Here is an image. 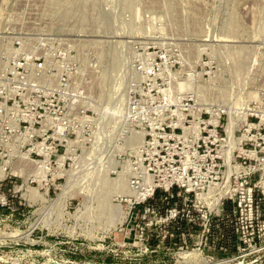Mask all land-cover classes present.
<instances>
[{"label":"rangeland","instance_id":"rangeland-1","mask_svg":"<svg viewBox=\"0 0 264 264\" xmlns=\"http://www.w3.org/2000/svg\"><path fill=\"white\" fill-rule=\"evenodd\" d=\"M263 35L264 0H0V191L13 208L0 209L2 261L172 264L119 240L138 233L120 226L117 200L137 195L120 166L164 128L169 147L227 152L238 181L258 185ZM118 127L145 132L125 144ZM103 236L121 253L90 250Z\"/></svg>","mask_w":264,"mask_h":264},{"label":"built area","instance_id":"built-area-1","mask_svg":"<svg viewBox=\"0 0 264 264\" xmlns=\"http://www.w3.org/2000/svg\"><path fill=\"white\" fill-rule=\"evenodd\" d=\"M258 50L264 51V46ZM17 59L9 57V62L19 68L14 61ZM9 69L4 77L13 75L14 68ZM189 130L183 132L190 136ZM133 131L137 129L118 127L115 140L126 144L127 138L135 133ZM172 139L164 128L145 132L137 156L126 159L128 164L124 172L128 174L129 187L137 195L120 196L117 200L127 205L120 226L132 222L138 233L121 235L117 239L122 243L126 239H130L132 245L136 243L133 258H154L163 250L162 255L172 259V264H264V186L260 181L253 186L245 179L243 183L238 181L234 166L229 159L228 164L226 162L227 152L199 153L200 144L197 143L195 148L181 153L168 146ZM224 162L229 174L223 189L226 176L225 169L221 168ZM33 170L31 168L33 176L37 177L38 173ZM26 200L32 204L37 202ZM1 208L13 210L0 191ZM57 208L53 205V210ZM5 228L10 226L7 224ZM10 236L16 238L18 235L10 232ZM62 238L65 239H60V244L77 240L72 235ZM85 238L82 239L92 241ZM105 238H96L100 247L92 246L90 250L105 256L110 252L120 254L121 250L116 252L104 244ZM0 264L8 262L0 258Z\"/></svg>","mask_w":264,"mask_h":264},{"label":"bare ground","instance_id":"bare-ground-1","mask_svg":"<svg viewBox=\"0 0 264 264\" xmlns=\"http://www.w3.org/2000/svg\"><path fill=\"white\" fill-rule=\"evenodd\" d=\"M140 132H145V130H139ZM138 130L137 131H133V132H139ZM134 134H132L131 136H129L127 139H129L130 137H132ZM228 159H229V155H228V157L226 158V162H227V164H228ZM31 161H34V160H32V159H30ZM35 162V161H34ZM127 164H128V162H125L124 163V165H122V166H120V171L122 172V171H124V170H126V168H127ZM124 167V168H123ZM120 171H116V172H120ZM36 173V172H35ZM125 175H126V178H127V184H128V174L127 173H125V172H123ZM115 177H116V174L115 173H112ZM223 174L226 176L225 177V180L222 182V185H223V189H224V187H226V182H227V176H228V174H229V169L227 168V169H225L224 171H223ZM36 179H38V174H37V178ZM260 183H261V186H264V179H261L260 180ZM128 186H129V184H128ZM130 188V187H129ZM213 188V186H209V189H212ZM131 189V188H130ZM132 190V189H131ZM134 193L136 192L135 190H132ZM137 193V192H136ZM30 200V202H35V200L33 201V200H31V199H29ZM129 205V204H128ZM124 211H125V213H124V216H125V214H126V208H124Z\"/></svg>","mask_w":264,"mask_h":264}]
</instances>
